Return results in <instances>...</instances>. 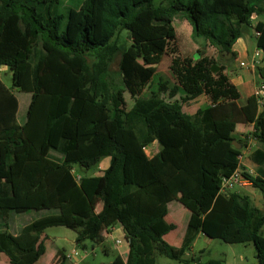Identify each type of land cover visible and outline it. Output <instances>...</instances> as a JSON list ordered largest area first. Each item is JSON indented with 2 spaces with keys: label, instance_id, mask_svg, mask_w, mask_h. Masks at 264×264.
I'll list each match as a JSON object with an SVG mask.
<instances>
[{
  "label": "trees",
  "instance_id": "16d2710c",
  "mask_svg": "<svg viewBox=\"0 0 264 264\" xmlns=\"http://www.w3.org/2000/svg\"><path fill=\"white\" fill-rule=\"evenodd\" d=\"M178 15L216 55H179ZM126 29L125 48L117 38ZM248 29L264 60V0H0V67L12 73L10 88L0 80V256L36 264L55 226L75 231L82 250L90 241L106 253L104 232L120 225L129 249L110 264L180 259L199 234L251 242L264 264V210L247 195L220 193L223 178L240 170L264 197V114L254 96L238 104L242 94L228 73ZM119 51L123 85L135 98L130 110L112 102L109 66ZM166 55L175 84L161 78L144 97L155 75L149 66ZM179 90L185 96L171 100ZM16 92L30 94L23 124ZM203 94L211 106L183 110ZM249 125L258 144L254 174L240 161L246 143L230 133ZM155 142L162 150L150 158ZM106 157L101 175L86 174ZM172 201L191 213L180 247L165 239L177 228L166 220ZM30 212L44 215L15 227L13 217ZM67 260L62 254L60 264Z\"/></svg>",
  "mask_w": 264,
  "mask_h": 264
},
{
  "label": "rangeland",
  "instance_id": "374dc122",
  "mask_svg": "<svg viewBox=\"0 0 264 264\" xmlns=\"http://www.w3.org/2000/svg\"><path fill=\"white\" fill-rule=\"evenodd\" d=\"M173 25L177 33L176 47L181 57L197 59L201 54L200 52L204 51H206L207 56L216 55V50L214 48L205 47L203 39H197L193 36L192 26L183 15H178L174 19ZM252 32L253 31L251 29H248L243 36V39L248 43L250 52L254 51L256 48V39L253 37ZM128 33L129 31L127 29L123 30L120 33V36L117 38V42L119 44H123L122 47L125 48L128 47L131 43V39ZM162 42L163 40L161 39L160 45L163 47ZM122 47L121 51L123 49ZM121 51H119V53L115 56L114 60L110 63L109 66V72L111 76L110 86L113 93L112 102H117V104L124 110H130L134 105L135 98L130 95L122 82V76L120 72V61L122 54ZM90 62H93V60L91 59ZM170 65L171 57L166 55L160 64L149 66L152 70H154L155 75L153 77V82L151 83V85L145 88V91L143 92L144 97H148L152 92L158 91L159 81L161 78H163V80L169 81L170 87L174 85V78L171 74ZM232 65V70L242 73L248 72L247 68L240 67L236 60L233 61ZM257 66L259 65L257 64ZM218 68L220 70V66H218ZM251 76L252 75L249 73L248 77L250 78ZM0 80L6 85V87L10 88L12 86V73L8 69H5V71L0 70ZM16 95L19 99L20 104L17 121L19 124H23L26 121L27 102L30 99V94L16 92ZM163 97L165 99H168V95L166 93L163 94ZM205 106L206 105H203L202 107ZM197 107L198 105L193 107L192 103L184 104V110L188 113H194ZM239 127L240 126H237V129H239ZM240 130H242L243 133L236 132L235 139L242 140L248 146V148H245L242 151L243 156L241 159V163L248 164L247 171L251 174H254L257 169L254 167V162L251 155L257 149L258 144L256 139L251 134L253 131V126H242L240 127ZM230 133L231 135L234 134L233 131H231ZM154 145L159 146V143L155 142ZM148 151L149 153L151 152V150ZM109 164L110 157L103 158V160L97 166L87 171L86 174L88 176L99 175L101 174V171L104 169V167H108ZM234 192L249 196L256 206L264 210V197L262 196L260 190L253 188L251 185H247L237 187ZM179 207H182L180 203H178L177 201H172L169 204V212L175 213ZM43 215V212H30L29 214L22 216L16 215L15 217H13V221L15 223V227L22 228L28 223H31L32 221L42 217ZM189 219H175L178 228L168 234L165 238L169 244L177 245L178 243H181L183 238L182 233L186 231L185 226L187 225V221H189ZM11 230L14 231V227H12ZM44 235L48 237V241H46L48 254L46 253L47 256L40 259L36 264H59V262L54 259V254L63 251L69 253L74 248H76L75 240L77 234L75 231L68 227H51L46 230ZM118 235L119 234L117 232H114L112 238L108 240L106 253L100 245L88 241L87 251L83 252L81 248H77L78 252H76L75 255L77 256L79 261L69 262L68 264L112 263L116 255L119 253V251L117 250V247L119 245L116 243ZM175 235H177V237L179 238L178 240H176V243L172 240ZM104 236L107 237L106 232H104ZM47 237L45 238V240H47ZM156 259L157 264H206L210 260H222L224 264H258L257 251L253 243H227L221 239L208 238L205 235H200L194 245H192L191 249L186 252L180 259H171L165 255H157ZM0 264H10L8 259H6L3 254L0 256Z\"/></svg>",
  "mask_w": 264,
  "mask_h": 264
},
{
  "label": "crops",
  "instance_id": "0c3cea01",
  "mask_svg": "<svg viewBox=\"0 0 264 264\" xmlns=\"http://www.w3.org/2000/svg\"><path fill=\"white\" fill-rule=\"evenodd\" d=\"M256 23H257V20L254 19L253 25L255 26ZM251 30L253 31L252 32L253 33V37L255 39H257L256 32L254 31V29H251ZM256 50H257V46H256V48H255L254 51L250 52V49L248 47V43H247L246 40L243 39V37L240 38V39H238L236 41L234 47H233V51L237 55L236 62L240 65V67L247 68V71H248L246 73L245 72L242 73V72H237L235 70L230 69V71L228 72L229 75H230V78H231L232 82L238 87V89L240 90V92L242 94V98L238 102V104L240 106L246 105L247 100L253 96L254 91H255L257 85L259 83H261V82L264 81V77L261 76V72H260V69H263L264 70V60L263 61H260L258 63L259 66H257V64L254 63V53L256 52ZM5 69H7V68L6 67H0V70H4L5 71ZM249 73L252 75L250 78L248 77V74ZM174 84H175V79H174ZM184 96H185V93L183 91L179 90L178 94L173 99H171V100H179L180 101L181 98L184 97ZM189 103H192V106L193 107L196 106V105H198V107L196 108V110H195L194 113H188V112H186L184 110V106H183V110L186 113L191 114V115L195 114L199 109H204V108H207V107L211 106V103H210L208 97L205 94L197 97L196 99L190 101ZM27 105H28V103H27ZM203 105H206V106L205 107H202ZM19 109H20V104H19ZM233 132H234V134H232V136L234 138L236 136V132L243 133L242 130H240V129H236ZM148 150H151V152L149 153ZM161 150H162V146L161 145L157 146V145H154V143H153L152 145H150L146 149V153H147V155L150 158H152L156 154H158ZM251 157H252V155H251ZM241 164L246 169L248 168V164H243V163H241ZM254 167L256 169L258 168V165L255 162H254ZM106 168H108V167L107 166L104 167L103 170H105ZM103 170L101 171V174L103 173ZM101 174H99V175H101ZM183 207H184L183 205H182V207H179L175 213L169 212V214H168V216L166 218V220L169 223L175 224L177 226V228H178V225L176 224L175 219H179V218H183V219L184 218H188L189 219V216H190V211L186 207L185 208H183ZM187 224H188V221H187ZM186 228H187V225L185 226V229ZM114 232H117L119 234L118 237H117V239H116V241H118V240L121 241V246L119 245L117 247V250L119 251V253L116 256L121 255V256L125 257L127 255L128 249H129V239L126 236L125 231L123 230V228L120 225H116L113 228L109 229V232L107 234V237L105 236L106 237L105 245L107 246L108 240L110 238H112ZM185 232L182 233L183 238H184ZM200 235H203V234H199L197 236V238ZM183 238H182V241H183ZM197 238H196V240H197ZM178 239L179 238L177 237V235H175V237L172 240L176 243V240H178ZM196 240L194 241V243L196 242ZM182 241H181V243H178L177 245H174V247H180L181 244H182ZM194 243H193V245H194ZM75 244H76V241H75ZM77 248L79 249L80 247H78L77 244H76V248H74L69 253L68 252L66 253L65 251L58 252L57 254H54V259H56L59 262V264H60V262L62 260V254H65L66 253L67 256H68V260L66 261V264H68L69 262H74V261L78 262L79 259L75 255L76 252H78L77 251ZM83 252H85V250H83ZM46 253H47V249H46ZM46 253L40 259L46 257L47 254H48V253L47 254Z\"/></svg>",
  "mask_w": 264,
  "mask_h": 264
},
{
  "label": "built area",
  "instance_id": "2783aa9c",
  "mask_svg": "<svg viewBox=\"0 0 264 264\" xmlns=\"http://www.w3.org/2000/svg\"><path fill=\"white\" fill-rule=\"evenodd\" d=\"M260 61H263V52L260 49H257L256 52L254 53V63L258 64ZM253 96L256 100L258 113L264 114V81L257 85ZM245 148H248L247 144ZM242 156H243V153L240 156V161L242 159ZM247 185H250L249 180L243 176L240 170H237L234 172V174L231 177L223 178L220 193L223 195H229L230 193L234 192V190L237 187L247 186ZM107 234L108 232H106V235ZM116 243L121 246L120 240L116 241Z\"/></svg>",
  "mask_w": 264,
  "mask_h": 264
},
{
  "label": "water",
  "instance_id": "95a60500",
  "mask_svg": "<svg viewBox=\"0 0 264 264\" xmlns=\"http://www.w3.org/2000/svg\"><path fill=\"white\" fill-rule=\"evenodd\" d=\"M213 72H217L219 71V68L217 65H214L213 68H212ZM233 145L237 148V149H241L242 148V145L239 144L236 140L233 141Z\"/></svg>",
  "mask_w": 264,
  "mask_h": 264
}]
</instances>
